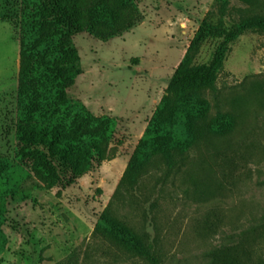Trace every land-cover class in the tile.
<instances>
[{
    "label": "rangeland",
    "instance_id": "obj_1",
    "mask_svg": "<svg viewBox=\"0 0 264 264\" xmlns=\"http://www.w3.org/2000/svg\"><path fill=\"white\" fill-rule=\"evenodd\" d=\"M136 2L141 20L122 35L72 37L81 73L66 95L95 117L117 118L113 158L71 185L47 189V169L33 170L34 157H14L20 0H0V157L10 164L0 176L7 191L0 196V264H151L95 228L153 114L174 100L169 78L217 0ZM227 9L231 23L246 11L264 14V0H227ZM215 44L207 40L194 63H206ZM176 130L182 167L161 183L150 165L138 192L148 199L138 207L119 203L117 211L157 237L158 264H264V29L230 45L199 114ZM251 227L254 233L244 232Z\"/></svg>",
    "mask_w": 264,
    "mask_h": 264
},
{
    "label": "trees",
    "instance_id": "obj_2",
    "mask_svg": "<svg viewBox=\"0 0 264 264\" xmlns=\"http://www.w3.org/2000/svg\"><path fill=\"white\" fill-rule=\"evenodd\" d=\"M227 12V0H217L215 9L201 19L168 81L167 90L174 100L161 103L153 114L97 221L95 231L151 264L159 263L157 237L131 226L117 206L126 202L138 207L148 199L138 192L150 165L158 171L155 177L161 183L182 167L185 147L176 127L199 114L206 91L214 90L230 45L249 30L264 29V14L246 11L226 23ZM141 17L136 0H20L14 157L21 163L34 157L33 170L47 169L45 188L71 185L94 165L113 158L108 146L117 118L95 117L80 99L66 95L81 73L72 37L85 32L106 41L133 28ZM207 40L216 42L210 59L195 64ZM156 153L159 160L152 161ZM9 169L7 158L0 157V176ZM6 195L1 189L0 196ZM155 205V201L150 203L151 208ZM259 222L264 231V211ZM247 231L254 233L255 228Z\"/></svg>",
    "mask_w": 264,
    "mask_h": 264
}]
</instances>
